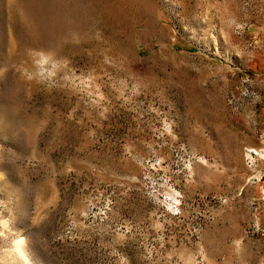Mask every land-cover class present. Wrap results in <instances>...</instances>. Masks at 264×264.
I'll return each instance as SVG.
<instances>
[{
    "label": "rangeland",
    "instance_id": "374dc122",
    "mask_svg": "<svg viewBox=\"0 0 264 264\" xmlns=\"http://www.w3.org/2000/svg\"><path fill=\"white\" fill-rule=\"evenodd\" d=\"M5 218L32 264H264V0H0Z\"/></svg>",
    "mask_w": 264,
    "mask_h": 264
},
{
    "label": "clouds",
    "instance_id": "9594fccd",
    "mask_svg": "<svg viewBox=\"0 0 264 264\" xmlns=\"http://www.w3.org/2000/svg\"><path fill=\"white\" fill-rule=\"evenodd\" d=\"M39 57L37 64L43 68L50 62V54L44 52L35 53ZM57 65L52 63L51 71L47 74H55ZM19 233V234H17ZM7 240V243L3 241ZM29 238L22 231L15 229L12 222L6 218L0 220V264H32L28 251Z\"/></svg>",
    "mask_w": 264,
    "mask_h": 264
},
{
    "label": "built area",
    "instance_id": "2783aa9c",
    "mask_svg": "<svg viewBox=\"0 0 264 264\" xmlns=\"http://www.w3.org/2000/svg\"><path fill=\"white\" fill-rule=\"evenodd\" d=\"M251 153H253V154H257L255 151H252Z\"/></svg>",
    "mask_w": 264,
    "mask_h": 264
}]
</instances>
